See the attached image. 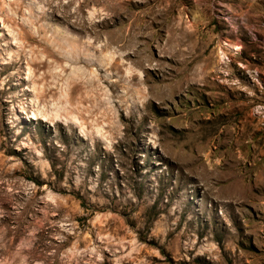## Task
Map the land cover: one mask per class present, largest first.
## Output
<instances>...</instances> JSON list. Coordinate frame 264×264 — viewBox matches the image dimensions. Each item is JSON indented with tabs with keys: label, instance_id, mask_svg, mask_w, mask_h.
I'll return each mask as SVG.
<instances>
[{
	"label": "rangeland",
	"instance_id": "obj_1",
	"mask_svg": "<svg viewBox=\"0 0 264 264\" xmlns=\"http://www.w3.org/2000/svg\"><path fill=\"white\" fill-rule=\"evenodd\" d=\"M0 264H264V0H0Z\"/></svg>",
	"mask_w": 264,
	"mask_h": 264
},
{
	"label": "bare ground",
	"instance_id": "obj_2",
	"mask_svg": "<svg viewBox=\"0 0 264 264\" xmlns=\"http://www.w3.org/2000/svg\"><path fill=\"white\" fill-rule=\"evenodd\" d=\"M113 64H116V62L114 61L113 62ZM90 96V95H89ZM95 98V97H94ZM90 100H93L94 101V99H93V97L91 96V97H89V98H87V97H84L83 99H81V101L82 102H85V101H90ZM71 101V100H70ZM70 101H69V99H68V102L70 103ZM96 101V103H98L97 102V100H95ZM68 103V104H69ZM71 105V104H70ZM74 107H76V106H74ZM69 108L68 107H66V106H63V107H60V108H58L57 110H56V112L53 114V113H46L45 112V110H38V111H35V112H33L32 113V115H31V117L30 118H41V119H43V120H56V122H58V120L59 119H61V118H63V117H61V114H63L64 113V115H65V118H66V121H68L67 119H69V121L68 122H71V121H74L73 119H71V118H69L68 117V113H70V111L68 110ZM71 109V108H70ZM82 110L84 109V108H81ZM87 110H88V112L91 114L92 113V111L93 110H89L88 109V107H87ZM72 117H73V115H72ZM76 117H74V119H75Z\"/></svg>",
	"mask_w": 264,
	"mask_h": 264
}]
</instances>
